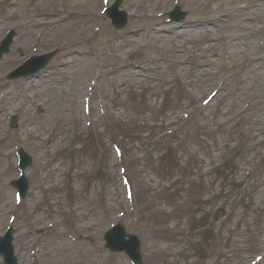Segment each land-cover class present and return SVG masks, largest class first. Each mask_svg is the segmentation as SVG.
Here are the masks:
<instances>
[{
  "label": "rangeland",
  "instance_id": "obj_1",
  "mask_svg": "<svg viewBox=\"0 0 264 264\" xmlns=\"http://www.w3.org/2000/svg\"><path fill=\"white\" fill-rule=\"evenodd\" d=\"M158 1L123 0L128 26L114 32L100 19L102 0H0V40L8 30L15 31L9 53L0 57V92L6 88V72L33 54L32 49L36 54L60 51L36 86L12 85L15 95L25 91L31 99L18 97L0 114V233L8 216L16 215L19 264H128L124 255L107 252L101 243L100 235L119 213H125L127 231L142 240V264H191L194 257L201 258L199 264H249L262 254L264 51L257 46L256 31L262 25L264 30V3L255 8L246 0H179L186 17L180 24L165 25L154 16L173 9L174 0ZM94 24L104 29L93 35ZM244 38H254L253 47L260 52L256 62L263 76L258 88L252 45ZM87 50L99 54V60L89 64L77 58ZM68 57H73L70 63L63 64ZM77 60L78 67L97 77L96 94L108 101L106 116L92 119L87 131L81 104L67 92L81 75L73 74ZM130 63L157 71L161 81L123 68ZM216 89L218 95L203 107L201 100ZM137 102L145 104L138 107ZM196 105L197 114L181 133L169 139L160 135L164 123L175 117L184 121L180 113ZM248 105L250 111L237 118ZM14 114L19 117L17 132L6 128V117ZM17 135L24 137L22 148L34 163L26 173L30 197L13 211L9 182L16 172L9 144ZM112 142L124 153L132 201L124 197ZM236 142L240 145L234 154ZM63 147L68 152L56 161L53 152ZM221 156H228L227 161L216 169ZM197 178L209 183L201 195ZM227 186H237L227 200L204 202L206 195L217 196ZM222 203L225 215L217 223L213 215ZM59 220L60 225L47 227ZM32 245L40 246L34 262L28 258Z\"/></svg>",
  "mask_w": 264,
  "mask_h": 264
},
{
  "label": "bare ground",
  "instance_id": "obj_2",
  "mask_svg": "<svg viewBox=\"0 0 264 264\" xmlns=\"http://www.w3.org/2000/svg\"><path fill=\"white\" fill-rule=\"evenodd\" d=\"M153 2H157V3H159V1L158 0H152ZM219 17V16H218ZM187 26H190V24L189 23H187L186 24V27ZM193 27H196L195 25H193ZM188 33V32H187ZM158 38L159 39H163L162 37H159L158 36ZM163 40H165V39H163ZM156 41V40H155ZM149 42H154L153 40H149ZM244 42H247L246 44H251L252 45V51H253V58H254V70H255V73H256V75H257V82H256V88H258V86L260 87V81L262 80V74H261V72L259 71V67H258V69H257V65H258V63L256 62V59H257V57H258V48H254L253 47V44H254V40L252 39V38H244ZM150 45V44H149ZM153 64H155V65H157V63H156V61H154L153 62ZM255 88V89H256ZM70 93L72 92V96L75 98V100H76V103H78V101H79V99H80V96L83 94V90H82V88L80 87V85H78V84H74L73 85V87H72V89L69 91ZM260 94V93H259ZM249 95H250V97L252 98L253 97V93L252 92H249ZM255 99H257L258 97H259V95L256 93V90H255ZM118 116V115H117ZM258 129V127H254L253 128V130L254 131H256ZM249 145L251 146H253V147H255L256 145H254L252 142L251 143H249ZM247 147H248V145H247Z\"/></svg>",
  "mask_w": 264,
  "mask_h": 264
}]
</instances>
